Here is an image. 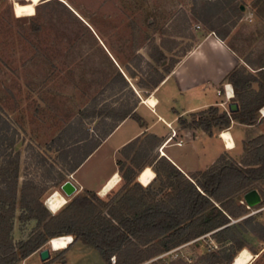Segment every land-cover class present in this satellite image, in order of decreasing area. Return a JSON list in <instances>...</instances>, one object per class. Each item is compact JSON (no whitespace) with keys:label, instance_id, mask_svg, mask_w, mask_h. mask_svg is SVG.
<instances>
[{"label":"rangeland","instance_id":"1","mask_svg":"<svg viewBox=\"0 0 264 264\" xmlns=\"http://www.w3.org/2000/svg\"><path fill=\"white\" fill-rule=\"evenodd\" d=\"M17 8L31 9L32 14L18 16ZM34 14L39 31L32 30L30 17ZM195 25H200L203 31L213 27L222 37H227L245 61L254 64L253 68L264 56V0H39L38 3L0 0V136L6 134L4 142L0 139V187L4 177L12 178L16 168L18 197L25 181L43 190L45 206L55 191L66 201L83 195L85 190H80L69 173V166L85 156L92 145L90 142L98 141L104 130L115 125L112 118H106L104 107L114 97L108 91L102 92L103 84L113 77V72L97 46L108 51L111 48L112 57L123 64L135 65L138 60L131 59L142 57L136 69L137 77L130 82L144 97L149 90L138 88L136 83L149 84L150 79L158 78L154 68L163 73V66L174 65L193 45L198 31ZM153 44L167 49L166 61L161 67L149 58ZM253 68L250 67L255 72ZM95 96L99 103L97 110L104 111L102 119L91 118L90 110H84ZM118 98L119 103L133 105L135 102L127 93H120ZM84 138L87 141L76 143ZM11 141L13 144L9 146ZM64 144L70 145L68 149H62ZM143 144V141L136 144L126 153L132 157ZM109 147L95 151L84 172L94 170L100 176L110 171L114 157ZM153 171L151 176L148 171L140 177L144 185L154 179ZM67 181L77 189L70 197L61 190ZM161 182L156 181L151 187L157 193L155 200L162 198ZM123 185L121 180L117 193ZM253 187L260 194L261 203L248 208L243 195L249 190L236 195L237 204L232 210L237 216L227 218L231 230L225 233L231 244L216 242L213 232L205 234L186 243L173 264H234V258L242 251L240 247L253 255L250 264H264V182ZM151 195L148 196L152 198ZM238 204L243 205V214ZM21 212L17 203L11 233L15 243L26 240L36 227L35 221H20ZM157 247H141L140 251L146 255ZM120 255L123 258L124 254ZM224 255L235 257L228 262ZM44 262L36 253L21 264H106L97 251L80 243L66 250L52 251L50 259Z\"/></svg>","mask_w":264,"mask_h":264},{"label":"trees","instance_id":"2","mask_svg":"<svg viewBox=\"0 0 264 264\" xmlns=\"http://www.w3.org/2000/svg\"><path fill=\"white\" fill-rule=\"evenodd\" d=\"M194 15L201 18L197 14ZM37 19L36 14L30 17L33 31L40 30ZM79 24L82 25L80 22ZM209 30L221 36L213 27H209ZM93 39L97 45V40ZM97 48L101 49L102 55L109 61L113 72V77L103 84L102 92L108 91L114 97L112 103L105 104L104 107L107 109L106 118H112L115 125L104 130L98 141L90 142L92 145L88 152L74 165L69 166V173L74 172L100 146L117 123L132 118L140 126L144 125L135 113L140 100L128 81L137 77L136 69L139 68L142 57L138 55L131 59L138 60L135 65L119 63V59L114 57L116 64L100 45ZM151 49L153 52L149 54V58L157 66H163L166 61L164 53L156 44H153ZM111 50L109 48L110 53ZM247 63L253 68L254 64ZM173 66H163V73L154 68L158 78L150 79L149 84L139 81L136 86L152 91L164 79V74L170 73ZM253 69L257 71L255 74L245 67H240L233 70L227 77L234 91V99L240 105V111L237 114L223 119L218 116V110L211 107L198 114H192L191 122L180 118V126L197 128L211 134L214 127L228 128L231 120L244 125L255 124L260 118L259 110L264 106V56ZM254 83L257 84V90L252 89ZM120 93H127L134 97V104L119 103ZM98 105V97L95 96L85 106V111L90 110L89 117L102 119L104 111L97 110ZM0 139L4 142L6 134L0 136ZM149 139H155V137L149 135L144 137L146 143ZM85 140L86 138L79 139L76 143ZM140 143L141 140L136 139L121 151L129 162H117L118 172L124 182L120 192L110 191L105 195L106 198L110 196V199L105 200L95 192L85 190L83 195L67 201L55 214H52L43 203V190L31 181L22 183L19 188V197L17 196L16 168L12 178L4 177L0 187V264H21L45 249L44 247L53 239L64 236L73 238V242L68 247L80 243L97 251L106 264H110L109 260L112 256L116 257L118 264H140L211 232L216 242L231 244L232 240L226 238L225 233L231 230V226L228 225V216H237V213L232 210V206L237 204L236 195L244 190H252L253 185L258 182H264V136L244 144L246 154L240 162H236L228 155H222L205 171L190 174L191 180L168 160L160 158L153 166L156 174L155 182L162 180L161 188H164L162 198L159 200L153 199L157 196V193L151 190L153 184L144 187L137 182L138 180L136 181V178L145 170V163L139 160L144 161L148 157V148L141 145L132 157L126 153ZM12 144L11 141L8 145ZM69 146L64 144L62 149H68ZM146 172L150 173L151 169H147ZM149 194H152V198L148 196ZM17 203L22 210L19 215L20 221H35L36 227L26 240L15 243L11 233ZM243 209V205L238 204L240 214H243ZM103 210H107L106 213H103ZM244 223L247 224V221ZM153 245L158 247L149 250L146 255L140 251L141 247L150 249ZM243 248L240 247V250ZM223 249L227 250L226 247ZM121 253L124 254L123 258ZM234 257L224 255V259L228 262H231Z\"/></svg>","mask_w":264,"mask_h":264},{"label":"crops","instance_id":"3","mask_svg":"<svg viewBox=\"0 0 264 264\" xmlns=\"http://www.w3.org/2000/svg\"><path fill=\"white\" fill-rule=\"evenodd\" d=\"M226 38L216 35L214 31H203L201 27L195 32L193 45L176 60L170 73L164 74L161 83L152 91H148L144 97L136 92V88L128 80L140 100L135 113L144 125L140 126L132 118L117 123L110 135L95 150L110 146L111 155L114 157L112 169L100 176H97V171L94 172V170L84 172L85 165L94 151L71 173L81 191L88 190L102 196V190L116 176L119 181L110 191L118 190L121 177L117 162L125 161L121 158L123 157L121 151L136 139L143 141V145L149 150L148 157L142 161L145 163V170L143 169L138 179L136 178V181L138 180L145 187L156 183L153 166L160 158L168 160L189 179L190 174L205 171L222 155H228L236 162H240L246 154L244 144L264 136V116H261L260 120L258 119L253 125H244L231 120L228 128L214 127L211 134L197 128H184L179 124L180 118L191 122L192 114H198L211 107L216 108L218 116L223 119L230 118L231 115L240 111V105L234 99V91L227 77L233 70L240 67L252 70L244 57L228 43ZM157 45L166 56L167 49ZM105 51L116 63L111 53L107 49ZM225 86H227L226 89ZM252 89L257 90V84L254 83ZM150 99H155L154 107L147 104ZM224 133L230 134L233 148H228L227 141L223 138ZM146 135L153 136L155 139H149L146 143L144 140ZM115 137H117L116 141ZM149 168L155 176L150 184L144 185L140 177ZM148 175L151 176L150 173Z\"/></svg>","mask_w":264,"mask_h":264},{"label":"bare ground","instance_id":"4","mask_svg":"<svg viewBox=\"0 0 264 264\" xmlns=\"http://www.w3.org/2000/svg\"><path fill=\"white\" fill-rule=\"evenodd\" d=\"M147 104L154 107L156 101L155 99H150L147 102ZM223 138L226 139L228 148H233V141L230 134L224 133ZM118 181H119L118 176L114 177L108 183V185L102 190V196H105L110 190H112L114 186L118 183ZM49 198L50 199L47 203V207L52 213H57L67 203L66 199L58 191H55ZM72 241L73 238L71 236L59 237L53 239L51 243L49 242V246L51 250L59 251V250L67 249ZM252 260H253V255L247 249H244L235 258L234 264H250Z\"/></svg>","mask_w":264,"mask_h":264},{"label":"water","instance_id":"5","mask_svg":"<svg viewBox=\"0 0 264 264\" xmlns=\"http://www.w3.org/2000/svg\"><path fill=\"white\" fill-rule=\"evenodd\" d=\"M241 10H244V8L241 7ZM61 190L64 192L65 196L67 197L72 196L76 192V188L69 181L65 182L61 186ZM243 201L248 208H254L261 203V197L256 189H252L243 195ZM52 251L53 250H51L50 246L39 251L38 254H39L40 260L42 262L49 260L50 254Z\"/></svg>","mask_w":264,"mask_h":264},{"label":"built area","instance_id":"6","mask_svg":"<svg viewBox=\"0 0 264 264\" xmlns=\"http://www.w3.org/2000/svg\"><path fill=\"white\" fill-rule=\"evenodd\" d=\"M200 28H201L200 25H195L196 30H199ZM224 88L226 89L227 86H225ZM259 111L261 113V116H264V111L262 109H260ZM174 136H175V134H174ZM178 144L180 145L181 143H178ZM186 246H187V244H183V245L178 246L174 249H171V250L163 252L157 256H154L153 258L146 260L140 264H173V262L176 261L180 257L181 253H179V252ZM109 261H110V264H118L115 256L110 257Z\"/></svg>","mask_w":264,"mask_h":264},{"label":"snow or ice","instance_id":"7","mask_svg":"<svg viewBox=\"0 0 264 264\" xmlns=\"http://www.w3.org/2000/svg\"><path fill=\"white\" fill-rule=\"evenodd\" d=\"M36 2L38 3L39 2V0H36ZM25 13H27V14H32V10L31 9H20V8H17V12H16V14L18 15V16H20V15H23V14H25ZM147 175V174H146Z\"/></svg>","mask_w":264,"mask_h":264}]
</instances>
